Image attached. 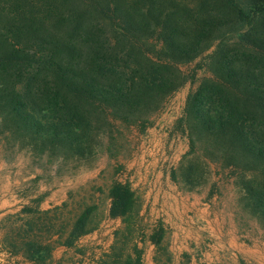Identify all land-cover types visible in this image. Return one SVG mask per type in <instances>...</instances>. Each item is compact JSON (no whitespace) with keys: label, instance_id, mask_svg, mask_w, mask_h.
I'll use <instances>...</instances> for the list:
<instances>
[{"label":"trees","instance_id":"obj_1","mask_svg":"<svg viewBox=\"0 0 264 264\" xmlns=\"http://www.w3.org/2000/svg\"><path fill=\"white\" fill-rule=\"evenodd\" d=\"M186 84L189 151L174 182L193 187L213 161L264 219V0H0L3 134L59 167L88 160L105 137L116 157L124 130L143 133ZM109 198L131 232L134 192L114 182ZM66 205L34 220L49 223ZM96 209H78L55 233L71 227V245L93 230ZM24 234L18 227L19 246L3 243L38 263L49 249Z\"/></svg>","mask_w":264,"mask_h":264},{"label":"rangeland","instance_id":"obj_2","mask_svg":"<svg viewBox=\"0 0 264 264\" xmlns=\"http://www.w3.org/2000/svg\"><path fill=\"white\" fill-rule=\"evenodd\" d=\"M189 89L186 84L175 92L143 133L124 130V138L116 140L117 149L123 146L116 157L109 155L105 137L95 155L75 166L59 167L33 153L3 134L0 125V264H264V219L242 207L227 172L222 175L208 160L209 172L193 187L173 180L189 151L179 123ZM114 182L129 185L137 198L131 232L122 219L110 216ZM64 204L49 223L35 221L37 213ZM86 205L97 207L93 230L65 245L71 227L61 235L56 230L72 223ZM18 227L48 247L38 263L3 243L15 239L19 246Z\"/></svg>","mask_w":264,"mask_h":264}]
</instances>
